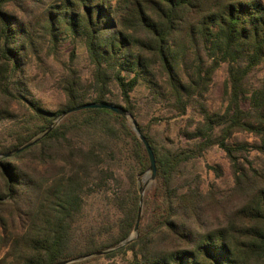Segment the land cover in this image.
<instances>
[{
    "label": "trees",
    "instance_id": "trees-1",
    "mask_svg": "<svg viewBox=\"0 0 264 264\" xmlns=\"http://www.w3.org/2000/svg\"><path fill=\"white\" fill-rule=\"evenodd\" d=\"M0 155V264H264V0H0Z\"/></svg>",
    "mask_w": 264,
    "mask_h": 264
},
{
    "label": "water",
    "instance_id": "water-1",
    "mask_svg": "<svg viewBox=\"0 0 264 264\" xmlns=\"http://www.w3.org/2000/svg\"><path fill=\"white\" fill-rule=\"evenodd\" d=\"M86 109H106V110L112 111V112H114V113H116L119 116H122L124 118H129V115H128V113H127V111L125 109H123V108H121L119 106H114V105L107 104V103H89V104H85V105L76 107L73 110L67 112L62 118H64L65 116H67L70 113H74V112H78V111H82V110H86ZM133 128H134V131L136 132V134L138 135L139 139L145 145V147H146V149L148 151L149 158H150V174H151V176L144 183V186H143V191H142V194H141V202H140L137 222H136V225H135V228H134V233L129 237V239L126 242L122 243L119 247L110 250L109 252H113V251H116L118 249H121L125 245L133 242L136 239V237L138 235V231H139L141 217H142V214H143L144 194H145L146 189L156 180V176H157L156 158H155V154L153 152V149H152L149 141L143 135V133L141 132V129L139 128V126L137 125V123L135 121H133ZM50 129L52 130L53 126ZM39 139H40V137L37 138L36 140H34L33 142H31L29 144H26L25 146L17 149L14 153H20V152H23L24 150L32 147L35 143H37L39 141ZM14 153L7 154L6 157H11ZM0 157H1V155H0ZM107 253L108 252H99L95 256H101V255H105ZM90 257H92V256H87L85 259L90 258ZM71 263L72 262H63V263H59V264H71Z\"/></svg>",
    "mask_w": 264,
    "mask_h": 264
},
{
    "label": "rangeland",
    "instance_id": "rangeland-1",
    "mask_svg": "<svg viewBox=\"0 0 264 264\" xmlns=\"http://www.w3.org/2000/svg\"><path fill=\"white\" fill-rule=\"evenodd\" d=\"M82 54L84 55L83 52H82ZM39 92H40V90H39ZM145 93H146L145 90L142 89L139 91V94H137V97H139V96L142 97ZM43 96L51 100L52 95H51L50 91H46V93ZM215 164L223 165V167H225L227 165V162H226L225 157L222 154V152L213 151L212 153L208 154L204 160H202L200 162V172L202 173L203 178L205 180H208V181H206L208 183L211 181L214 182L216 180L214 172L212 170H210L208 167V166L213 167V166H215ZM149 177L150 176H148L144 179V183L149 179ZM151 185L149 187H151ZM106 263L107 262H105V264Z\"/></svg>",
    "mask_w": 264,
    "mask_h": 264
}]
</instances>
